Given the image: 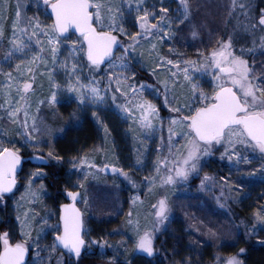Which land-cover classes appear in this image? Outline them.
I'll use <instances>...</instances> for the list:
<instances>
[{"label": "rangeland", "instance_id": "374dc122", "mask_svg": "<svg viewBox=\"0 0 264 264\" xmlns=\"http://www.w3.org/2000/svg\"><path fill=\"white\" fill-rule=\"evenodd\" d=\"M51 2L0 0L3 6L0 25L4 27V35L0 37V144L19 148L18 155L22 161L15 190L10 195L0 193V235L8 232L11 244L27 242L30 253L27 264H51L59 251L57 245L54 250L52 246L60 224L59 210L46 184L44 166L50 160H57L53 147L55 140L88 119L96 133L95 144L57 162L66 169L65 201L75 202L83 215L84 249L87 253H94L101 264H133L132 257L136 256L152 258L159 253V247L172 238L174 232L171 227L175 224H180V232L186 237L191 255L200 253L196 255L200 258L206 247L212 250L210 261L202 264H218V260L233 256L223 255L221 248L236 244L241 236L248 242L264 246V221L255 215L257 210L264 209V172L261 171L264 160L258 149L243 151L242 154L249 159L237 163L236 157L229 160L227 155L221 156L224 148L215 145L208 154L200 157L196 171L190 173L186 180L175 183H162L159 177L165 176L166 171L156 172L158 158L171 159L178 151L184 150L183 145L187 142L184 136H172L170 155L168 129L170 118L175 113L165 103L163 81L168 82L169 100L176 97L172 100L173 106L177 100L181 104L190 100L192 84L199 85V90L209 96L216 84L212 68L197 69L184 63L168 65L160 57L182 62L197 60L200 52H210L218 40L232 36V51L249 61L255 77L253 83H257L264 73V30L260 26L253 29L250 25H258L259 15L264 11V0H189L192 8L188 19H184L181 0H93V3L100 2L105 6L103 15L106 23L110 22L111 15H118L119 8L123 16L119 18L118 15L117 23H122L129 33L139 31L135 19L138 4L141 9L147 7L156 14L166 15L163 25L170 31L171 38L164 37L163 31L140 38L135 51L130 48V55L125 57L128 67L122 68L119 57L124 51L123 46L131 44V41L117 31L114 34L118 36L119 46L115 56L91 71L83 52H70L72 41L78 38L72 34L56 45L59 51L54 58L47 37L41 36L45 51L40 52L36 39H29L32 31L29 27V34L21 37L28 46L8 56L16 12H20L25 24L39 22L41 26H49L50 30L53 22L47 9ZM162 6L169 12L161 13ZM91 11L95 13V7ZM178 19L183 22H177ZM153 22L158 21L153 19ZM20 27L23 28L24 24ZM194 29L198 31L197 36L192 35ZM38 31L45 29L41 27ZM153 44L156 45L155 50ZM38 52L43 59L30 64ZM157 64L163 66L157 67ZM28 67L33 71H27ZM185 68L188 69L189 80L185 79L182 70ZM9 71L17 78L34 79L26 100L20 98L16 86L8 87L6 74ZM172 73L176 76L173 77ZM138 76L145 82H137ZM70 82L77 87L79 84L97 86L104 102L93 103L89 95L91 89L86 87L82 89L86 98L81 103L78 93L69 91ZM129 82L139 83L136 85L137 95L150 100L159 110L158 115L150 117L151 127L142 126L139 110L130 115L118 106L125 104L127 98L117 88ZM53 93L55 101L52 100ZM192 103L199 106L195 101ZM16 108L20 111L11 116L9 113ZM33 125L35 130L31 131V136L35 140L26 143ZM37 142L38 146H34ZM50 150L52 156L48 154ZM81 156H88L98 167L90 171L87 164L73 167V159ZM105 164L109 165L107 169ZM112 165L125 169L127 177L119 171L114 173ZM160 168H164L163 164ZM206 175L210 179L202 184ZM146 177H155V182L150 185ZM69 191L78 193L75 200L68 195ZM165 196L170 207L168 219L154 225L157 218L152 206ZM114 218L118 219L119 228L97 238L92 222ZM130 219L132 225H129ZM22 221H26L23 230ZM137 229L141 234L145 230L152 232L154 252L151 256L136 247ZM243 254H235L241 262Z\"/></svg>", "mask_w": 264, "mask_h": 264}, {"label": "snow or ice", "instance_id": "6c2138e0", "mask_svg": "<svg viewBox=\"0 0 264 264\" xmlns=\"http://www.w3.org/2000/svg\"><path fill=\"white\" fill-rule=\"evenodd\" d=\"M45 3L48 4L49 0H45ZM181 5L184 9V19H188L191 15L192 5L189 3V0H181ZM241 6L243 7V5ZM50 7L55 17L50 30H48L49 26H41L39 22L35 25L25 24L20 12H16V19L12 22L13 30L10 38L12 47L8 51L9 57L13 52L22 51L28 46L21 37L29 34V27L32 28L29 39L33 37L36 39L37 45L40 46V52L45 51L41 36L47 37V44L51 46V53L54 58L59 51L56 45L61 43L62 34L74 27L76 32L79 33V37L72 41L73 47L70 49V52L77 50L83 52L91 66L90 71L99 68L106 58L115 56L114 47L118 43V36L114 33L117 31L128 36L131 41V44L123 46L124 51L119 57L121 61L120 67L122 68L128 67L125 57L130 55V48L135 51L140 38L158 35L159 31H163L164 37L171 38L170 31L163 25V22L167 19L166 15L156 14L147 7L141 9L139 4L137 5L138 14L135 18L139 31L131 33L127 31L122 23H117L118 15L119 18L123 16L119 8L117 9L118 15H111L110 22L106 23L103 15L105 6L100 2L93 3V0H52ZM93 7L96 9L95 13L90 10ZM160 11L166 14L169 12V9L162 6ZM109 12H111V7H109ZM2 16L3 6L0 5V17ZM153 19L158 22L154 23ZM177 22L182 23L183 20L178 19ZM21 24H24L23 28L20 27ZM250 26L253 29L260 26L261 30H264V11L259 15L258 25L251 24ZM41 27L45 31L39 32L38 29ZM3 35L4 27L0 25V37H3ZM192 35L197 36L198 31L194 29ZM80 37H82V40ZM77 45L79 46L78 48ZM155 47L156 45L153 44V50H155ZM232 48L233 37L229 36L227 40L223 38L218 40L217 46L212 48L210 52H200L197 60H184L182 62L164 56L160 57V60L168 65L175 64L179 66L181 63H184L197 69L212 68V76L216 81L211 96L203 90H199V85L192 84V96L190 100L184 104H181L177 100L175 106H173L172 100H176V97L173 96L172 100H169L167 95L168 82L163 81L165 103L169 106L171 112L175 113L170 118L168 129L170 155L173 146L172 136H184L187 142L183 145L184 150L178 151L174 156H171V159L169 157L158 158L156 172L159 174L161 171H166L167 173L165 176L159 177L162 183L167 184L175 183L178 180H186L190 173L197 170L200 157L208 154L215 145H220L224 148L221 156L227 155L229 160L236 157L237 163L242 159L246 161L249 159L242 154L243 151H247L249 148L253 150L258 149L261 159L264 160V73L261 74L257 83H253L255 77L249 61L243 58V55L235 54ZM40 52L33 57L30 64L43 59ZM201 59L203 63H201ZM112 66L110 64V67ZM162 66L163 64H157V67ZM75 67L76 65L73 64V69ZM19 68L20 66L17 65V69ZM182 70L185 73V79L189 80L188 69ZM27 71L32 72L33 69L28 67ZM6 75L9 81L8 87L16 86V91L20 94V98L26 100L27 94L33 88L34 79L14 77L11 71ZM132 75L135 76V73L133 72ZM172 76L175 77L176 74L172 73ZM124 79L127 80V77ZM69 80L71 81V76ZM77 83H79V77H77ZM117 83L119 85V80ZM86 87H90L91 89L89 95L93 103L104 102V96L97 86L79 84V87H77L71 82L68 85L69 91L78 93V99L81 103L86 98L82 92V89ZM117 90L122 91L127 98L125 104L118 106L130 115H135V110H139L142 126L151 127L152 122L150 117L158 115L159 110L157 106L150 100L142 99L137 95L136 84L134 82L120 86ZM115 99L114 96L113 100L115 101ZM52 100L55 101V93H53ZM192 101H195L199 106H195ZM185 108H187V112H185ZM19 111L20 109L16 108L9 114L16 116ZM25 115L27 116V112H25ZM93 115H96V113H93ZM25 127H27L26 122ZM177 128L180 129L179 132L176 131ZM32 130H35L34 125L33 129L29 130V138L25 141L26 143L35 140V137L31 136ZM38 143L34 146H38ZM18 153L19 148L13 149L0 144V193L10 192L16 182L14 173L16 166L20 163ZM48 154L52 156L53 152L50 150ZM55 158L57 160L61 159L59 156ZM77 160L79 161V165H77ZM85 164L88 165L89 171L93 167H98L88 156L73 159V167ZM161 164L164 166L163 169L160 168ZM108 167L109 165H104L105 169ZM111 167L114 173L119 171L127 177L128 173L125 169L117 168L116 165H112ZM81 170L83 171L84 169L81 168ZM261 171L264 172V164L261 166ZM146 179L151 185L155 182L156 178L146 177ZM208 179L210 177L206 175L201 183L203 184ZM68 195L75 200L78 193L69 191ZM62 208L64 211L60 219L63 224V230H56L52 246L53 250L59 244L79 257L82 246L85 244L82 234L83 222L81 213L74 206L63 205ZM152 208L153 214L157 218L154 225L162 224L168 219L170 207L166 196L161 197ZM129 215L131 216V213ZM255 215L258 220L264 221V209L257 210ZM25 225L26 221H22V230ZM129 225H132L131 219L129 220ZM137 236L136 247L151 256L154 252L152 232L145 230L141 234V231L137 229ZM0 242L3 244V251H0V264H25L24 257L28 251L26 241L13 245L10 243L7 233H5L0 235ZM94 242L99 243V241ZM244 251L245 249H240L241 253ZM218 264H242V262L238 256L233 255L227 259L218 260Z\"/></svg>", "mask_w": 264, "mask_h": 264}, {"label": "trees", "instance_id": "16d2710c", "mask_svg": "<svg viewBox=\"0 0 264 264\" xmlns=\"http://www.w3.org/2000/svg\"><path fill=\"white\" fill-rule=\"evenodd\" d=\"M137 82H145L141 77H137ZM139 83H136L138 85ZM96 133L92 123L85 119L81 124L73 130H68L62 137L55 140L53 147L56 156L61 158L77 154L87 147L95 144ZM47 174L46 184L49 188L55 207L66 203L63 190L65 186L66 169L56 161L50 160L44 166ZM90 222V221H89ZM88 222V224H89ZM118 219H100L92 222L93 231L97 238L109 234L112 230L119 228ZM91 225V224H89ZM91 228V226H90ZM173 230L172 238L167 239L165 245L159 247V253L152 258L132 257L133 264H202L210 261L212 250L206 247L203 256L198 258L197 253L191 255V249L187 246L186 237L181 234L180 224H175L171 227ZM245 249L241 256L242 264H264V246L248 242L241 236L236 244L232 246H224L220 253L225 256L235 255L240 252V249ZM30 259V256H29ZM121 264H124L120 262ZM51 264H101V261L94 253H87L85 249L79 257L69 256L68 254L57 251ZM118 264V263H117Z\"/></svg>", "mask_w": 264, "mask_h": 264}, {"label": "water", "instance_id": "95a60500", "mask_svg": "<svg viewBox=\"0 0 264 264\" xmlns=\"http://www.w3.org/2000/svg\"><path fill=\"white\" fill-rule=\"evenodd\" d=\"M90 10H91V9H90ZM47 11H48V13H49V15H50V17H51V19H52V22L54 23L55 17H54V14L52 13V9H51L50 5L48 6ZM69 34H72V35H74V36H76V37H79V33L76 32V30H75L74 27L70 28V29L68 30V32L62 34V38L66 37V36L69 35ZM118 46H119V44L117 43V45L114 47V52L116 51V49L118 48ZM109 60H111V58H106L105 62H103L102 64L108 62ZM102 64H101V65H102ZM21 169H22V161H21V157H20V163L16 166V171H15V173H14L15 181H16V182H15V184L13 185L12 190H11L10 192L3 193V194H5V195H10V194L15 190L16 185H17V176H18V174L21 172ZM63 205H70V206H74L76 209H79V207L77 206V204H76L75 202L64 203V204H62V205H60V206L58 207V210H59V224H60V231L63 230V224H62V221H61V219H60L61 214H62V212L64 211V209L62 208ZM79 211H80V209H79ZM80 213H81V219H82V222H83V215H82V212L80 211ZM5 233H7V235H8V232H4V233H2L1 235L5 234ZM82 234H83V237H84V227H82ZM0 245H1L0 251H3V244H2V242H0ZM13 245H14V244H13ZM84 246H85V244L82 246L81 252L83 251ZM57 247H58V249H59L60 251L66 253V254H68V255H70V256H75L74 253L69 252V250L63 248L62 245L57 244ZM29 256H30V253H29V251H27V252L25 253V257H24V262H25V264H27V262H28V260H29Z\"/></svg>", "mask_w": 264, "mask_h": 264}]
</instances>
